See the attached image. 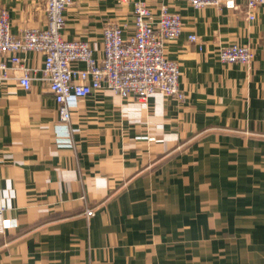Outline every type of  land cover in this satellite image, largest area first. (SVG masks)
Returning a JSON list of instances; mask_svg holds the SVG:
<instances>
[{
  "label": "crops",
  "instance_id": "1",
  "mask_svg": "<svg viewBox=\"0 0 264 264\" xmlns=\"http://www.w3.org/2000/svg\"><path fill=\"white\" fill-rule=\"evenodd\" d=\"M135 1L77 0L64 38L99 56L102 27L130 22ZM143 1L182 16L164 53L183 101L104 89L62 122L41 54H23L29 90L13 72L0 81V264H264V2L247 19L244 0ZM2 8L14 34L45 25L36 0ZM232 43L250 47L249 66L220 61Z\"/></svg>",
  "mask_w": 264,
  "mask_h": 264
},
{
  "label": "built area",
  "instance_id": "2",
  "mask_svg": "<svg viewBox=\"0 0 264 264\" xmlns=\"http://www.w3.org/2000/svg\"><path fill=\"white\" fill-rule=\"evenodd\" d=\"M41 3L44 27H25L12 33L6 9H0V81L17 74L20 86L29 90L34 79L23 63L29 51L42 55L38 79L46 84L57 105L62 122H68L71 109L84 97L100 90H110L120 97L147 98L160 93L183 101L186 93L179 87L178 63L164 53L167 42L179 38L182 16L160 5L154 11L143 0L133 5L130 22H107L101 32V54L95 56L88 41L65 39L64 11L77 0H36ZM195 9L205 6L237 9V0H184ZM264 0H244L247 19L255 17ZM195 42L194 33L188 35ZM218 56L225 63L249 66L253 59L250 47L238 43L222 45ZM80 64L83 66L81 67ZM87 215L92 210L87 209Z\"/></svg>",
  "mask_w": 264,
  "mask_h": 264
}]
</instances>
